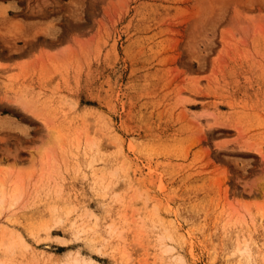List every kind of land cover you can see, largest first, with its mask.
Instances as JSON below:
<instances>
[{
	"label": "rangeland",
	"instance_id": "obj_1",
	"mask_svg": "<svg viewBox=\"0 0 264 264\" xmlns=\"http://www.w3.org/2000/svg\"><path fill=\"white\" fill-rule=\"evenodd\" d=\"M84 260L264 264V0H0V264Z\"/></svg>",
	"mask_w": 264,
	"mask_h": 264
},
{
	"label": "bare ground",
	"instance_id": "obj_2",
	"mask_svg": "<svg viewBox=\"0 0 264 264\" xmlns=\"http://www.w3.org/2000/svg\"><path fill=\"white\" fill-rule=\"evenodd\" d=\"M19 102H20V104H22L28 110H30L32 108L31 103L29 101H26L22 97L20 98ZM1 196H5L4 192L2 193ZM84 262H86V264H100V263H97V262H94V261L87 262L86 260H84Z\"/></svg>",
	"mask_w": 264,
	"mask_h": 264
}]
</instances>
